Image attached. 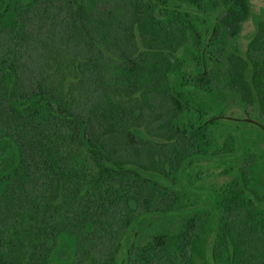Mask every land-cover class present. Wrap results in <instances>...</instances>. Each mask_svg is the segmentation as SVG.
Segmentation results:
<instances>
[{"label":"trees","instance_id":"16d2710c","mask_svg":"<svg viewBox=\"0 0 264 264\" xmlns=\"http://www.w3.org/2000/svg\"><path fill=\"white\" fill-rule=\"evenodd\" d=\"M251 6L0 0V264H264V151L213 121L264 124Z\"/></svg>","mask_w":264,"mask_h":264},{"label":"flooded vegetation","instance_id":"af4514ba","mask_svg":"<svg viewBox=\"0 0 264 264\" xmlns=\"http://www.w3.org/2000/svg\"><path fill=\"white\" fill-rule=\"evenodd\" d=\"M262 12L263 11H261L259 14H261ZM253 16L254 18H256L255 16H258V14L257 15L254 14ZM216 78H217L216 89L218 93V76ZM229 110L230 109H227L229 113L224 115L227 119L218 120V116H216L215 120H213L215 121L216 126L218 127V123H220L221 125L224 124V120L228 124L230 122L234 135L238 133L240 137H246L247 144L253 147V149L257 148V149H262L264 151V124H263V121L261 120L262 119L261 113L259 109L255 107V104L249 103L248 107L246 108L238 104L236 105V109H233L230 111ZM217 134H218V129H217ZM204 161H207V160L202 159L200 161V164L204 166L205 168V165H203ZM208 162L211 163V161H208ZM215 162L217 164L215 166H218V158L215 160ZM207 166L208 164H206V167ZM157 177L158 178L161 177V180L163 178L164 181H167V179H165L163 175H157ZM183 177H184L183 175H180L179 179L184 181ZM185 177H190V176L186 175ZM207 178H205V180ZM198 180L200 179L198 178ZM185 185H187L186 182H185ZM188 186L190 187L189 184ZM195 191L196 190H191L190 188H187L185 189L184 193L188 194L190 198L193 196V194L196 195V193L203 194L202 192H198V191L195 192Z\"/></svg>","mask_w":264,"mask_h":264},{"label":"rangeland","instance_id":"374dc122","mask_svg":"<svg viewBox=\"0 0 264 264\" xmlns=\"http://www.w3.org/2000/svg\"><path fill=\"white\" fill-rule=\"evenodd\" d=\"M251 9L253 10V13L254 14H259L261 11L264 12V0H251ZM253 30V24L251 22L250 19H248L242 26V30H241V36H247V35H250L251 32ZM243 39L241 38L240 39V42H242ZM52 63V62H51ZM71 79H67L65 84H69ZM77 95V93H76ZM206 164H208L209 166V169L208 171L211 172V176H209L206 180H204L205 184H212V185H218V183L220 182H224L225 180H227V177H222L220 175H218V166H215V164H213V162H208V161H204L203 162V165H205L206 167ZM162 180H164L162 178ZM202 183V182H201ZM177 185H175L176 187Z\"/></svg>","mask_w":264,"mask_h":264}]
</instances>
